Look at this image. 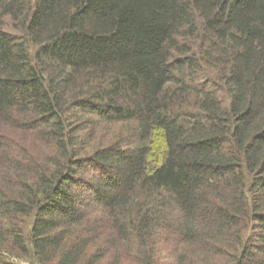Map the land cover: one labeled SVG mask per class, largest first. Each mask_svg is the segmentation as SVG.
<instances>
[{
  "label": "trees",
  "instance_id": "trees-1",
  "mask_svg": "<svg viewBox=\"0 0 264 264\" xmlns=\"http://www.w3.org/2000/svg\"><path fill=\"white\" fill-rule=\"evenodd\" d=\"M0 264H264V0H0Z\"/></svg>",
  "mask_w": 264,
  "mask_h": 264
}]
</instances>
